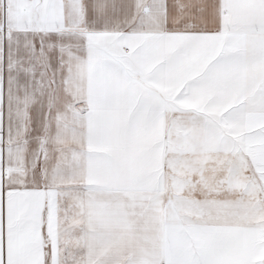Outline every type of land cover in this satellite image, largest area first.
<instances>
[{"label": "snow or ice", "instance_id": "snow-or-ice-1", "mask_svg": "<svg viewBox=\"0 0 264 264\" xmlns=\"http://www.w3.org/2000/svg\"><path fill=\"white\" fill-rule=\"evenodd\" d=\"M0 264H264V0H0Z\"/></svg>", "mask_w": 264, "mask_h": 264}]
</instances>
